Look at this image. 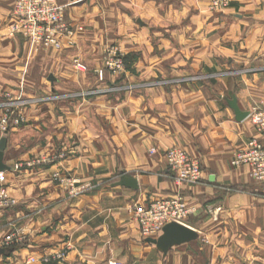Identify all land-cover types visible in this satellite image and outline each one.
I'll return each mask as SVG.
<instances>
[{
  "label": "crops",
  "instance_id": "1",
  "mask_svg": "<svg viewBox=\"0 0 264 264\" xmlns=\"http://www.w3.org/2000/svg\"><path fill=\"white\" fill-rule=\"evenodd\" d=\"M60 1L76 33L72 43L55 49L37 47L21 34L10 36L15 0H0V99L46 98L32 102L25 122L8 129L5 163L11 169L5 182L17 204L0 211V264H45V257L63 250L66 260L50 264H108L130 250L136 261L142 247L158 259L157 246L143 241L130 206L178 192L195 208L187 221L194 237L164 241L174 246L161 261L264 264V184L253 179L249 166L232 165L235 153L259 135L238 111L264 108V54H223L234 60L247 55L253 68H261L243 75L241 84L224 74L213 85L183 82L117 100L74 98L100 83L95 71L103 65L105 45L119 44L125 54H159L154 47L159 40L161 54L180 50L200 58L207 21L214 27V49L222 51L220 22L205 14L201 0ZM234 2L238 11L264 10V0ZM77 57L94 70H78ZM194 65L197 70L200 64ZM173 147L199 160L200 182L174 181L165 158ZM55 152L52 164L13 169ZM59 172L90 180L95 188L70 196L54 176ZM216 207L221 211H210ZM10 233L23 240L5 246Z\"/></svg>",
  "mask_w": 264,
  "mask_h": 264
},
{
  "label": "rangeland",
  "instance_id": "2",
  "mask_svg": "<svg viewBox=\"0 0 264 264\" xmlns=\"http://www.w3.org/2000/svg\"><path fill=\"white\" fill-rule=\"evenodd\" d=\"M234 1L231 0V3L225 7L214 9L212 8V0H201V3H204L205 14L209 15L211 19H216V21L220 22L216 26H220L221 29L222 51L218 50L217 53L214 49V44L211 42L213 40L214 27L213 24L209 25V21L206 22L204 28H201L200 58H196L198 56L195 54H181L180 50L179 52L175 51V54H163L165 53L163 51L161 54V44L159 40H156L154 43L155 52L159 54H125L124 49H122L124 52V67L121 71L115 73L106 68L104 48L108 45H105L103 47V65L95 71L99 76L100 83L92 90L81 92V94L77 93L73 97L83 98L84 96L81 95L86 97L90 95L93 97L109 96L111 99L117 100V98H125V94L128 92L136 94L160 86L170 87L183 82H205L213 85L214 82H217V78L224 74L238 77V82L241 84L243 75L251 74L261 68H253L254 65H251L253 61L251 57L250 59L247 58V55H244L245 59L234 60L223 54H264V10L238 11L234 7ZM190 46H196L197 49L196 43H190ZM219 53L222 56L215 55ZM76 59L81 60L78 57ZM194 63L200 64L197 70L195 69L197 65H194ZM85 65L87 66L85 71L94 70L89 64L85 63ZM148 67L156 71H144ZM93 76L96 75L93 74ZM87 92L90 94H87ZM39 99L45 100L46 98ZM39 99L18 97L13 94L12 96L2 97L0 99V111H3V113L0 116V122L2 118H7L11 127L23 124L26 118V108L31 106L32 102L39 101ZM49 99H52V96ZM5 105L7 106L5 107ZM17 119L19 120L18 123L16 122ZM0 131L2 133L5 132L1 126ZM48 154L58 155L57 152ZM41 155L43 154L35 157ZM54 176L57 179L59 178L57 175ZM59 183L61 184L60 181ZM61 185L70 196H78L71 194L69 188L65 185ZM93 185L95 188V184ZM162 234L163 232L155 237H145L141 234L143 241L154 243L157 246V254H160L159 262L167 257L169 250L174 246V244L165 245L163 241H160ZM155 255L156 252H151L149 249L142 247L141 256H136V261L133 260L135 255L133 256V252L130 250L125 253L124 258H113L108 261V264H157L158 259H156ZM66 256L67 253L63 250L55 254V256L45 257L43 261H45V264H50L53 261L64 262ZM161 263L166 264L165 261H161Z\"/></svg>",
  "mask_w": 264,
  "mask_h": 264
},
{
  "label": "built area",
  "instance_id": "3",
  "mask_svg": "<svg viewBox=\"0 0 264 264\" xmlns=\"http://www.w3.org/2000/svg\"><path fill=\"white\" fill-rule=\"evenodd\" d=\"M230 3L231 0H212V8L220 9ZM8 33L10 36L21 34L37 47L61 49L65 42L72 43L76 30L67 18V4L60 0H15L13 20ZM104 54L106 55V68L115 73L123 69L124 52L119 45L106 46ZM74 65L82 71L87 68L85 63L79 59H75ZM246 118H249L255 125L259 135L252 137L246 148L235 153L232 165L235 167L249 166L253 179L264 184V108L253 107ZM18 121L17 119L16 122L18 123ZM0 126L5 131L11 127L7 118H2ZM150 152L155 154L157 149L153 147ZM57 158L58 155H41L24 163H18L13 169L48 165L54 163ZM165 158L169 169L173 172V179L179 186L200 182L203 173L201 164L186 149L170 148L166 150ZM5 173L6 171L0 172V211L17 204L5 182ZM56 175L61 184L69 188L73 195H80L94 188L91 181L74 176ZM130 209L140 227L141 234L145 237H155L161 234L169 223L176 222L188 226L187 221L195 211V208L188 204L181 192L157 198L145 204L136 202L130 206ZM221 209V207H216L210 211L220 212ZM21 240L23 238L16 233H10L5 237L4 245L10 246Z\"/></svg>",
  "mask_w": 264,
  "mask_h": 264
},
{
  "label": "water",
  "instance_id": "4",
  "mask_svg": "<svg viewBox=\"0 0 264 264\" xmlns=\"http://www.w3.org/2000/svg\"><path fill=\"white\" fill-rule=\"evenodd\" d=\"M249 112L238 111V116L241 120L248 116ZM8 138L3 136L0 139V172L8 171L11 168L5 163V152L7 149ZM173 237L176 240H183L194 237V231L188 226L179 224L176 222L167 224L163 229V234L160 237V241H166L167 239ZM4 253V250L0 249V256Z\"/></svg>",
  "mask_w": 264,
  "mask_h": 264
},
{
  "label": "trees",
  "instance_id": "5",
  "mask_svg": "<svg viewBox=\"0 0 264 264\" xmlns=\"http://www.w3.org/2000/svg\"><path fill=\"white\" fill-rule=\"evenodd\" d=\"M8 131H9V130H6V131H5V133H4V135H5V136H7V135H8Z\"/></svg>",
  "mask_w": 264,
  "mask_h": 264
}]
</instances>
